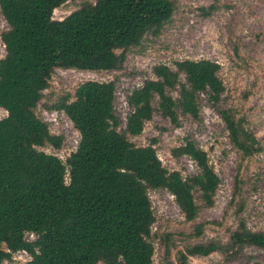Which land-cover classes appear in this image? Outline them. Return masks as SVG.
I'll return each instance as SVG.
<instances>
[{
    "label": "trees",
    "instance_id": "1",
    "mask_svg": "<svg viewBox=\"0 0 264 264\" xmlns=\"http://www.w3.org/2000/svg\"><path fill=\"white\" fill-rule=\"evenodd\" d=\"M65 1L0 0L8 24L0 58V108L6 111L0 118V264L18 250L30 256L25 264H151L155 213L148 192L167 190L185 220L193 221L200 208L196 198L212 206L220 180L207 152L190 136L171 150L195 164L196 172L188 175L162 164L156 139L138 146L128 136L139 135L156 111L174 125L180 115L199 120L200 96L216 105L225 89L221 65L208 58L180 59L175 69L155 64L153 77L125 96L123 129L115 112V81L80 83L49 106L63 111L79 133L75 150L62 160L40 149L59 148L63 137L51 133L36 112L55 69H122L126 51L145 34H157L175 10L172 0H95L53 18ZM217 111L243 156L260 151L243 117L231 108ZM202 226H195L196 236ZM246 247L264 251V230L239 219L226 241L187 246L177 264H193L186 254L219 253L233 261Z\"/></svg>",
    "mask_w": 264,
    "mask_h": 264
},
{
    "label": "rangeland",
    "instance_id": "2",
    "mask_svg": "<svg viewBox=\"0 0 264 264\" xmlns=\"http://www.w3.org/2000/svg\"><path fill=\"white\" fill-rule=\"evenodd\" d=\"M84 1L95 0H66L53 10V18L62 19ZM172 1L175 10L171 18L157 34H145L140 45L126 51L122 69L56 68L50 86L44 90L36 107L51 133L63 137L59 148L45 145L40 149L64 160L75 150L79 133L63 111L49 106L63 94H73L80 83L115 81L114 106L123 129L129 112L125 96L145 79L153 77L155 64L164 63L175 69L177 60L208 58L221 65L220 77L225 89L216 105L208 101L206 95L200 96L199 120L180 115V123L174 125L156 111L139 135L128 136L138 146L156 139L153 146L162 164L183 175L195 173L196 166L187 156L174 157L171 150L181 144L185 136H190L207 152L220 180L212 206L205 207L196 198L200 208L193 221L185 220L167 190L148 192L155 213L151 264H177L179 252H184L187 246L209 240L226 241L239 219H244L252 229L264 230V0ZM7 28L0 13V58L5 54L1 33ZM181 78L183 80V75ZM170 94L176 97L177 91L171 90ZM218 108H231L238 117L245 119V127L259 141V152L245 157L230 143ZM5 115L6 111L0 108V118ZM200 223L203 224L201 234L196 236L195 226ZM25 237L35 238L31 233H25ZM186 256L193 264L264 262V251L255 247H246L233 261H225L219 253ZM29 260L28 255L13 252L3 264H24Z\"/></svg>",
    "mask_w": 264,
    "mask_h": 264
},
{
    "label": "built area",
    "instance_id": "3",
    "mask_svg": "<svg viewBox=\"0 0 264 264\" xmlns=\"http://www.w3.org/2000/svg\"><path fill=\"white\" fill-rule=\"evenodd\" d=\"M31 235H33V236H35L33 233H31ZM27 239V238H26ZM28 240H30V239H28ZM15 253H24V254H26V255H28V253L25 251V250H18V251H16ZM29 256V255H28ZM30 257V256H29ZM25 264V263H24Z\"/></svg>",
    "mask_w": 264,
    "mask_h": 264
}]
</instances>
